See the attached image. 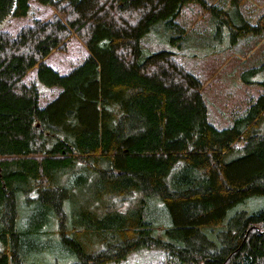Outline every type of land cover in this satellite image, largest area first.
Segmentation results:
<instances>
[{"label":"trees","instance_id":"trees-1","mask_svg":"<svg viewBox=\"0 0 264 264\" xmlns=\"http://www.w3.org/2000/svg\"><path fill=\"white\" fill-rule=\"evenodd\" d=\"M31 1L0 0V23L27 15ZM35 1L57 13L0 31V264H39L33 236L53 226L77 256L68 264L121 262L144 248L163 250L165 264H264V63L241 72L259 93L219 127L203 77L184 63L190 56L149 38L162 23L181 45L189 30L179 18L202 3L222 13L232 47L264 37V10L245 17V0L225 9L207 0ZM77 37L84 57L65 73L53 68L51 54ZM34 69L61 88L43 106L27 80ZM19 193L31 201L24 228Z\"/></svg>","mask_w":264,"mask_h":264},{"label":"rangeland","instance_id":"rangeland-1","mask_svg":"<svg viewBox=\"0 0 264 264\" xmlns=\"http://www.w3.org/2000/svg\"><path fill=\"white\" fill-rule=\"evenodd\" d=\"M211 4H221L220 9L235 6V0H207ZM233 10H237L236 7ZM245 17L258 15L264 10V0H245L240 7ZM57 13V10L49 5L31 1V8L27 15L13 17L9 15L0 23V31H8L15 34L18 29L30 23L34 18L48 20ZM238 12L234 15L240 17ZM220 11L207 9L202 3H192L185 7L183 15L179 18L182 24L188 27V34L183 43L179 45L178 40L173 42L177 34L165 32L162 23L157 24L151 30L149 36L156 42H160L165 49L182 51L183 55L190 56L184 60L186 67L197 70L204 80L203 94L207 101L211 121L219 127L231 124V118L236 112L241 111L248 101L250 93L258 94V86L246 85L241 79V72L249 67L264 63V37L244 36L232 47L231 33L226 26ZM222 28V29H220ZM82 38L70 39L65 47L54 51L48 58V63L62 73L67 72L73 65L78 63L86 54V47ZM229 45V46H228ZM29 82L35 81L41 92L40 104L43 106L55 98L60 92V87H50L36 77V71L31 70L28 74ZM19 211V225L27 226L26 218L31 211V201L27 200L24 193L17 197ZM264 199H259V204ZM246 204H240L237 208H246ZM35 207V205H34ZM34 254L44 257L41 262L48 258L52 263L68 264L77 261L74 252L58 242L53 227L43 228L40 236H33ZM27 248H31L28 244ZM68 258V259H67ZM165 252L155 248H144L131 252L121 262H110L108 264H165ZM40 262V263H41ZM39 263V264H40Z\"/></svg>","mask_w":264,"mask_h":264}]
</instances>
